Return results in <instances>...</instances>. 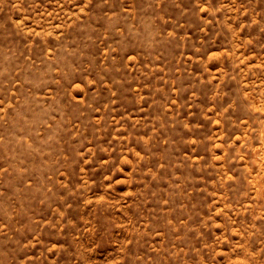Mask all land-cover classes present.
I'll return each mask as SVG.
<instances>
[{
	"label": "rangeland",
	"instance_id": "rangeland-1",
	"mask_svg": "<svg viewBox=\"0 0 264 264\" xmlns=\"http://www.w3.org/2000/svg\"><path fill=\"white\" fill-rule=\"evenodd\" d=\"M0 264H264V0H0Z\"/></svg>",
	"mask_w": 264,
	"mask_h": 264
}]
</instances>
